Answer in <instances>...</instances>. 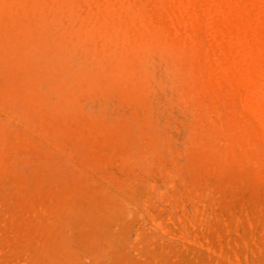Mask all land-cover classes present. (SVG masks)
I'll list each match as a JSON object with an SVG mask.
<instances>
[{
  "label": "rangeland",
  "instance_id": "obj_1",
  "mask_svg": "<svg viewBox=\"0 0 264 264\" xmlns=\"http://www.w3.org/2000/svg\"><path fill=\"white\" fill-rule=\"evenodd\" d=\"M102 1L0 30V264H264L250 99L218 85L255 82L264 46L229 28L184 54Z\"/></svg>",
  "mask_w": 264,
  "mask_h": 264
},
{
  "label": "bare ground",
  "instance_id": "obj_2",
  "mask_svg": "<svg viewBox=\"0 0 264 264\" xmlns=\"http://www.w3.org/2000/svg\"><path fill=\"white\" fill-rule=\"evenodd\" d=\"M42 1L53 13H59L58 2L55 3V0ZM87 1H91V6L97 11H100L104 5L102 0ZM134 1L138 3V10L132 9L129 13L133 23L137 24L140 20L144 27V33H160L166 42L171 41L176 46L184 47V54H188L190 51L197 55L201 42L209 30L222 35L226 34L229 28L244 33L245 52L251 47V35H256L259 45L264 46V0ZM35 6L39 8L38 0H0V13L3 11L7 14V20H0V30L11 32L8 26L19 23L23 24L22 26L25 28L29 26L25 15L30 10L34 11ZM73 8L80 10V5L78 6L75 2ZM85 11L87 8L81 10L83 17ZM45 14V11H40L34 16L39 22H42L45 20ZM152 27L155 29L152 30ZM102 28L104 31L108 30L106 24H102ZM146 28L150 31L146 32ZM118 30L122 29L117 27ZM131 30L134 31V28ZM29 33L23 32V35L26 36ZM120 37L122 38V36ZM223 42L222 39V44ZM253 79L255 82L251 85L244 80L246 83L243 85L236 83V85L227 86L223 77L220 76L218 85L221 95L231 98L235 106L240 105V101L236 97V87L242 90L246 98L250 99L251 108H243L244 110L240 114H233L232 117L236 125L244 132L245 138L252 144V153L257 157L259 168L264 173V73L255 74ZM255 83L258 84L253 86ZM241 105L243 106V104Z\"/></svg>",
  "mask_w": 264,
  "mask_h": 264
}]
</instances>
